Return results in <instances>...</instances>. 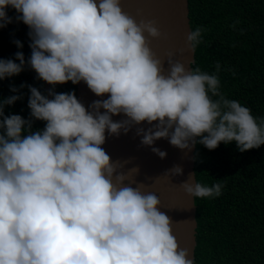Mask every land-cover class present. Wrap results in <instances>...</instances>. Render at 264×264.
I'll list each match as a JSON object with an SVG mask.
<instances>
[{
  "label": "clouds",
  "instance_id": "1",
  "mask_svg": "<svg viewBox=\"0 0 264 264\" xmlns=\"http://www.w3.org/2000/svg\"><path fill=\"white\" fill-rule=\"evenodd\" d=\"M8 8L29 29L28 65L53 88L46 96L27 86L29 120L4 114L20 96L0 100V264H194L159 197L135 180L139 166L125 171L130 160L113 161L105 134L135 127L161 159L167 153L153 147L160 139L180 150L234 142L243 153L264 145V118L221 91L219 63L210 74L186 69L171 51L157 56L151 42L167 33L123 11L121 0H0V29L12 23ZM204 31L190 30L188 50ZM15 59H0V80L23 71V53ZM68 82L107 98L86 108L74 92L54 91ZM118 115L125 118L114 121ZM32 120L44 128L32 131ZM182 174L180 166L164 172ZM180 187L192 198H214L223 185H202L192 174Z\"/></svg>",
  "mask_w": 264,
  "mask_h": 264
},
{
  "label": "trees",
  "instance_id": "2",
  "mask_svg": "<svg viewBox=\"0 0 264 264\" xmlns=\"http://www.w3.org/2000/svg\"><path fill=\"white\" fill-rule=\"evenodd\" d=\"M188 8L191 30L205 29L192 69L211 74L219 63L221 91L248 107L254 117L264 118V0H188ZM7 15L12 23L0 29V59L19 63L15 59L19 51L25 66L19 75L0 80V100L20 96L4 107V114L29 120L27 86L46 95L44 81L27 63L31 55L28 27L16 20L14 9L8 8ZM16 40L22 47L16 46ZM11 87L18 91H10ZM54 91L76 94V85L58 84ZM44 126L45 122L32 120V131ZM194 173L202 185H223L219 197L195 198L194 264H264V145L241 153L234 142L221 143L214 150L196 143Z\"/></svg>",
  "mask_w": 264,
  "mask_h": 264
},
{
  "label": "water",
  "instance_id": "3",
  "mask_svg": "<svg viewBox=\"0 0 264 264\" xmlns=\"http://www.w3.org/2000/svg\"><path fill=\"white\" fill-rule=\"evenodd\" d=\"M121 8L137 20L140 18L155 20L160 30L167 33V39L151 42L150 47L157 56L164 57L166 52L171 51L174 53V59L183 63L186 69L188 66L192 68L194 52L188 50L186 46V38L191 30L188 0H121ZM137 12L141 15L137 16ZM181 49L184 50L182 54ZM167 67L165 59V70ZM44 89L47 96L50 85L46 82ZM75 95L86 108L94 100L107 98V96H95L84 82L76 84ZM103 111L101 109V112ZM124 118L123 115L112 117L114 121ZM140 127L147 129L150 125L142 123ZM105 135L106 141L102 147L113 161L130 160V163L124 165L125 171L133 166H139L135 180L146 185L143 191L153 192L159 197L160 211L166 213L172 220V232L180 248L187 249L188 259L194 261L197 227L195 198L188 196L180 187V183L195 174V146L191 150H180L171 146L166 139L157 140L153 147L167 153L166 157L161 159L151 151L150 147L141 145V137L136 135L135 127L127 134L121 133L118 137L108 136L107 133ZM173 166H180L183 174L170 178L165 176L164 172Z\"/></svg>",
  "mask_w": 264,
  "mask_h": 264
}]
</instances>
